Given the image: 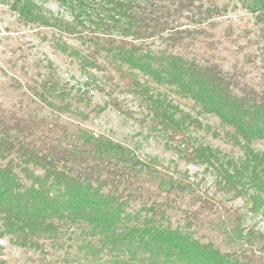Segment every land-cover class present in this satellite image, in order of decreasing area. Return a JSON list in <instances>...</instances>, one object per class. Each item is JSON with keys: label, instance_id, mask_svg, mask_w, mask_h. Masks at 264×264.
Instances as JSON below:
<instances>
[{"label": "trees", "instance_id": "trees-1", "mask_svg": "<svg viewBox=\"0 0 264 264\" xmlns=\"http://www.w3.org/2000/svg\"><path fill=\"white\" fill-rule=\"evenodd\" d=\"M58 1L73 10V20L81 26L77 30L64 25L67 31H61L72 30L91 49V58L68 45L63 32L54 45L82 62L84 69L108 66L128 90L150 102L156 123L170 131L172 139L181 136L188 143L186 158L212 166L235 196L252 190L249 210L264 209V151L250 146L264 139V86L251 84L216 61H201L176 49L187 40L205 38L213 45L211 30L221 13L215 1L208 6L203 0ZM101 55L105 64L97 62ZM46 68L28 88L42 107L57 114L70 110V94L56 69L51 62ZM84 72L89 79L88 69ZM164 87L216 115L244 148V159L224 160L220 149L194 145L186 132L199 121L188 114L177 116L174 105L161 96ZM109 105L126 112L114 99L97 110ZM80 115L88 118L84 112ZM45 125L14 111L0 112V237L37 254L44 264H264V232L258 233L262 244L250 251L223 247L198 234L197 226L205 221L201 212L227 207L215 197L197 194L193 182L164 188L158 181L152 186L136 169L170 176L154 159L136 157L131 168L110 165L112 158L94 159L89 147L57 135V129L63 130L59 122L56 129ZM187 188L199 209L176 199L183 198ZM169 209L179 210L182 219L173 218Z\"/></svg>", "mask_w": 264, "mask_h": 264}, {"label": "rangeland", "instance_id": "rangeland-1", "mask_svg": "<svg viewBox=\"0 0 264 264\" xmlns=\"http://www.w3.org/2000/svg\"><path fill=\"white\" fill-rule=\"evenodd\" d=\"M203 1L208 6L211 0ZM214 1L221 13L215 17L217 26L211 30L213 45L206 44L209 38H205L204 41L187 40L176 49L201 61H216L229 72L263 87L264 0ZM64 25L74 26L77 30L81 28L73 20V10L58 0H0V112L14 111L26 118L43 120L46 123L44 129H56L55 123L59 122L67 134L57 129V135H66L72 142L89 147L94 159L101 155L112 158L110 165L131 168L136 157L154 159L170 176H154L136 169L142 178L156 181H148L152 186L158 181L164 188L181 182L185 186L190 181L198 189L197 194L215 197L230 210L201 212L205 221L197 226L199 235L204 234L206 239L212 238L223 247L234 246L249 251L259 248L262 241L258 233L264 232V209L249 210L248 195L252 190L235 196L233 191L224 188L220 175L212 166L186 158L187 150L191 149L188 143L181 136L172 139L170 131L156 123L150 102L128 90L119 75L108 66L105 70L85 65L91 75L88 79L82 62L54 45V38L63 32V40L68 45L91 58L87 44L72 30V33L66 32L68 27L64 28ZM63 29L66 31H61ZM155 43L160 44L158 39ZM102 57L99 56L97 62L105 64ZM50 62L72 103L70 110L60 114L42 107L39 97L28 88L34 79L42 78ZM161 89L165 103L170 101L174 105L177 116L188 114L190 119L199 121V125L190 124L186 132L194 145L202 143L218 148L224 160L229 157L236 161L244 159V148L231 137L216 115L202 112L192 100L167 87ZM110 99L117 100L126 112L113 105L97 110ZM80 112L88 114V118H83ZM250 146L256 151H264V139L254 140ZM182 194L183 198L176 199L184 207L199 209V202H193L191 197L194 195L191 188ZM159 199L164 198L159 196ZM169 212L173 218L182 219L179 210L169 209ZM36 255L16 246L7 236L0 237V264H44Z\"/></svg>", "mask_w": 264, "mask_h": 264}]
</instances>
